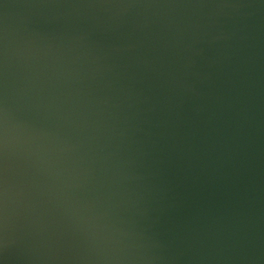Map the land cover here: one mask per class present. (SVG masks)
Wrapping results in <instances>:
<instances>
[{
	"label": "water",
	"instance_id": "1",
	"mask_svg": "<svg viewBox=\"0 0 264 264\" xmlns=\"http://www.w3.org/2000/svg\"><path fill=\"white\" fill-rule=\"evenodd\" d=\"M0 264H264V0H0Z\"/></svg>",
	"mask_w": 264,
	"mask_h": 264
}]
</instances>
